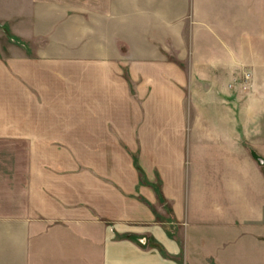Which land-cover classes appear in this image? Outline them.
I'll list each match as a JSON object with an SVG mask.
<instances>
[{
	"label": "crops",
	"instance_id": "obj_1",
	"mask_svg": "<svg viewBox=\"0 0 264 264\" xmlns=\"http://www.w3.org/2000/svg\"><path fill=\"white\" fill-rule=\"evenodd\" d=\"M71 9L0 0V264H264V0Z\"/></svg>",
	"mask_w": 264,
	"mask_h": 264
},
{
	"label": "rangeland",
	"instance_id": "obj_2",
	"mask_svg": "<svg viewBox=\"0 0 264 264\" xmlns=\"http://www.w3.org/2000/svg\"><path fill=\"white\" fill-rule=\"evenodd\" d=\"M60 1L62 4L64 5H68L70 6L72 9L70 10L71 11V14L72 12H75V8L77 9H82V7L84 8V6H89V9H93V6H94V0H58ZM64 2V3H63ZM73 16H76L78 17L79 15H75V14H72ZM89 16V15H87ZM89 18V17H88ZM77 21V20H76ZM78 32H76V34H71V37H72V41H78ZM76 38V39H75ZM75 39V40H74ZM250 84L247 82L246 84V89L247 87H249Z\"/></svg>",
	"mask_w": 264,
	"mask_h": 264
}]
</instances>
